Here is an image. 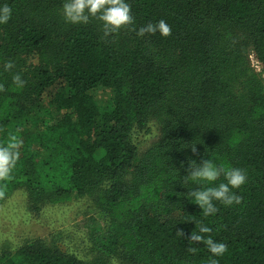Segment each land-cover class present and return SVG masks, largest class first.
I'll return each instance as SVG.
<instances>
[{
	"label": "trees",
	"instance_id": "trees-1",
	"mask_svg": "<svg viewBox=\"0 0 264 264\" xmlns=\"http://www.w3.org/2000/svg\"><path fill=\"white\" fill-rule=\"evenodd\" d=\"M63 2L0 0L13 9L0 25V145L22 141L0 205L18 192L34 213L86 198L103 226L82 254L37 240L0 264H207L202 244L188 251L190 216L228 245L219 264H264V0H128L134 24L108 36L94 18L67 23ZM161 19L170 36H137ZM136 131L155 136L145 151ZM213 156L248 179L240 205L203 217L184 176Z\"/></svg>",
	"mask_w": 264,
	"mask_h": 264
},
{
	"label": "clouds",
	"instance_id": "clouds-1",
	"mask_svg": "<svg viewBox=\"0 0 264 264\" xmlns=\"http://www.w3.org/2000/svg\"><path fill=\"white\" fill-rule=\"evenodd\" d=\"M62 13L65 21L70 24H87L90 18L97 19L102 24L105 36L134 24L128 0H64ZM12 14L13 9L8 4H0V25L7 24ZM156 33H159L161 38H167L171 35V26L161 19L136 30L138 37ZM4 67L5 70H11L14 64L9 61ZM12 83L16 88L22 89L26 81L20 74H15ZM21 147L22 141L15 135L10 136L6 144L0 145V180L6 179L16 166L21 155ZM191 149L196 152L195 145ZM247 179L245 169L231 166L214 156L201 159L199 162L192 160L188 173L184 176L186 184L197 185L194 190L187 193V196L193 204L198 205L203 217L215 216L219 211L218 205L224 207L240 205L243 197L237 190L246 184ZM188 221L195 223V230L188 238V251L196 252L197 247H194L193 243H200L210 253L207 264H219V258L228 252V245L215 240L211 235L213 229L202 221H196L194 216H190ZM176 235L181 237L184 233L181 231Z\"/></svg>",
	"mask_w": 264,
	"mask_h": 264
},
{
	"label": "rangeland",
	"instance_id": "rangeland-1",
	"mask_svg": "<svg viewBox=\"0 0 264 264\" xmlns=\"http://www.w3.org/2000/svg\"><path fill=\"white\" fill-rule=\"evenodd\" d=\"M250 60L256 71L260 72V63L254 56ZM42 105L46 106V101ZM131 140L141 151H145L155 140V136L136 131ZM99 215V210L93 208L92 202L86 198L64 205L48 206L39 213H34L26 205L23 194L15 193L0 205V255L6 251L15 252L25 244L37 240L46 248H52V244H55L63 250L66 247L75 249L80 254L81 250L91 245V232L100 230L103 226ZM110 264L125 263L114 260Z\"/></svg>",
	"mask_w": 264,
	"mask_h": 264
}]
</instances>
